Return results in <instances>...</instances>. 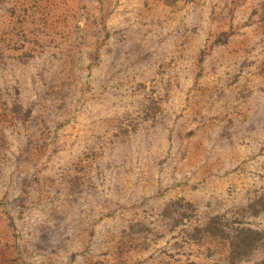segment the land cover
I'll return each mask as SVG.
<instances>
[{"label":"rangeland","instance_id":"1","mask_svg":"<svg viewBox=\"0 0 264 264\" xmlns=\"http://www.w3.org/2000/svg\"><path fill=\"white\" fill-rule=\"evenodd\" d=\"M0 264H264V0H0Z\"/></svg>","mask_w":264,"mask_h":264},{"label":"trees","instance_id":"2","mask_svg":"<svg viewBox=\"0 0 264 264\" xmlns=\"http://www.w3.org/2000/svg\"><path fill=\"white\" fill-rule=\"evenodd\" d=\"M262 233L259 230H254L251 228H243L236 235L235 240L231 241L232 246L240 248L243 252V255H247V250L252 248L254 243L261 239Z\"/></svg>","mask_w":264,"mask_h":264}]
</instances>
